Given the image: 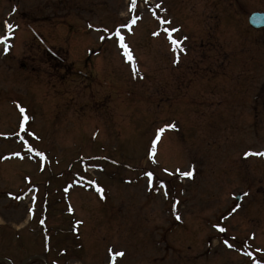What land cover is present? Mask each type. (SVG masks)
Instances as JSON below:
<instances>
[{
  "label": "rangeland",
  "instance_id": "rangeland-1",
  "mask_svg": "<svg viewBox=\"0 0 264 264\" xmlns=\"http://www.w3.org/2000/svg\"><path fill=\"white\" fill-rule=\"evenodd\" d=\"M252 12L264 0H0V264H264Z\"/></svg>",
  "mask_w": 264,
  "mask_h": 264
},
{
  "label": "snow or ice",
  "instance_id": "snow-or-ice-1",
  "mask_svg": "<svg viewBox=\"0 0 264 264\" xmlns=\"http://www.w3.org/2000/svg\"><path fill=\"white\" fill-rule=\"evenodd\" d=\"M132 4H133V7H134V5H135V0H132ZM157 7H159V5H157ZM133 23H135V21H133ZM165 23H169V24H170L171 22H170V21H166ZM5 28H6L7 32H11L12 29H13V25L8 24L7 22H5ZM164 31H165L166 34H168V38H169V40H170V43L173 45L172 51L175 52L176 49H177V48L180 46V44L182 43V41H178V40L173 39L172 36H171V33H172V32H176V31H178V29H175V28L168 29V28H166V29H164ZM158 34H159V33H153V35H158ZM116 37H117V39L121 42L120 46H121L122 48L125 49L124 55L128 58L129 61H131V60H132V57H131L130 53L128 52L126 46L123 44V37L120 36L119 32L116 33ZM103 38H104V37H101V39H103ZM6 40H7V36L0 37V43H6ZM180 50L183 51L182 48H181ZM135 70H136V69H135V65H133V71H135ZM21 111H23V109H21ZM174 127H175V125H172V124L166 126V128H174ZM166 128H160V129L157 130V134H156V138H157V140H158L159 137H160V133L164 132V131L166 130ZM21 129L23 130V125H21ZM152 143H153V145H155L156 141L154 140ZM26 147H27V150H28L29 152H33V151H35V150L31 147V145H26ZM16 155H19V154L17 153ZM36 155L40 156L42 159L44 158V154L41 153V152L36 151ZM245 155H246V156H247V155H258V156H264V152H258V153H251V152H249V153H245ZM181 174H182L183 176H186V177H191V176L193 175V173H192L191 171H185V172H183V173H181ZM147 175L149 176V183H151V176H152V173L149 172V173H147ZM98 190H99V189H98ZM245 195H247V193H245ZM173 207H175V205H173ZM236 207H239V205H237ZM235 210H236V208H233V209H232V211H235ZM176 218H177L178 220L180 219L179 216H177ZM41 223H43V221H41ZM219 230H220L221 232L225 231V229L222 228V227L219 228ZM225 243L227 244V241H225ZM229 247H231V245H229ZM117 255H121V256H122L123 253L120 252V253H117Z\"/></svg>",
  "mask_w": 264,
  "mask_h": 264
},
{
  "label": "water",
  "instance_id": "water-1",
  "mask_svg": "<svg viewBox=\"0 0 264 264\" xmlns=\"http://www.w3.org/2000/svg\"><path fill=\"white\" fill-rule=\"evenodd\" d=\"M249 24L254 28L264 26V13H251L248 18Z\"/></svg>",
  "mask_w": 264,
  "mask_h": 264
}]
</instances>
